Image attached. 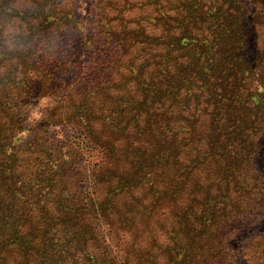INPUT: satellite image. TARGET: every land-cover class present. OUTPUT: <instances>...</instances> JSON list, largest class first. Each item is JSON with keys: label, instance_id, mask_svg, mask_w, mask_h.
Returning <instances> with one entry per match:
<instances>
[{"label": "trees", "instance_id": "1", "mask_svg": "<svg viewBox=\"0 0 264 264\" xmlns=\"http://www.w3.org/2000/svg\"><path fill=\"white\" fill-rule=\"evenodd\" d=\"M14 1L0 0V264L263 260L264 232L250 239L252 253L231 241L264 210V0H253V14L243 0H147L134 26L121 16L101 34L106 59L73 89L56 85L71 62L58 39L79 23L45 7L51 0L33 10ZM147 31L157 54L145 51ZM118 72L128 76L109 75ZM39 96L59 98L51 117L70 110L62 120L98 162L76 170L65 145L29 142L21 109Z\"/></svg>", "mask_w": 264, "mask_h": 264}, {"label": "rangeland", "instance_id": "2", "mask_svg": "<svg viewBox=\"0 0 264 264\" xmlns=\"http://www.w3.org/2000/svg\"><path fill=\"white\" fill-rule=\"evenodd\" d=\"M37 1L38 0H15L13 7L18 10H33L37 8ZM146 1L147 0H51L49 2V6L45 7H49L51 9L54 8L55 11H66L72 15L76 22L79 23L76 27L67 29L64 37L58 39L59 42L62 41V45H66L67 50L71 51L70 53L67 52L65 56V60H71V62L64 68L63 73H58L56 75L59 79V82L56 85H63L65 88L69 87V89H73L77 83H81L83 81V70L87 67V65L97 61V59L99 61H104L106 59L103 55L108 48L105 46L106 44H103L106 41L101 40V38H103L101 34L106 29L113 30V25H122L123 20L120 19L121 16L125 19L124 21L133 20L134 26L135 21H139V18L140 20L142 19V13L138 5H141ZM208 2V0H204L205 4ZM251 5H253V0H243V12L253 14L254 11H251ZM244 14L245 13H243V15ZM35 22L36 21L33 23ZM25 27V24L20 23L17 25V30L20 29V32L22 31L21 34H27L25 30L27 28ZM119 28L120 27L116 29ZM150 28H155V33L157 32L156 25L154 23ZM17 30L13 29L12 31L13 33H18ZM150 34L152 33L147 31V34L144 37L143 46L145 47V51H151V54H157L158 47L156 44L148 40V35ZM32 35H34V33ZM157 36L158 35L156 34L155 37ZM254 42L255 35L252 32L249 35L248 42L246 43L245 57L247 58V61H252L254 57V53L252 52L255 48ZM50 43V41L46 42L47 49H50L49 47L53 45V43ZM109 43L113 42L109 41ZM111 47L109 49L110 51L113 50V52L111 51V60L112 64H114L112 67L110 66L109 73L115 71L118 67L114 54L117 52L118 57V45L115 43L116 48L114 46ZM52 52L53 50L51 49V53ZM38 58H40V55ZM49 63L50 62H48V64ZM156 64L157 59H154L152 64L154 69ZM109 75L115 80L122 79L123 76H128L126 72H118V75L115 74L114 76L111 74ZM66 95L67 93H64V97L62 98L63 100L66 99ZM58 102L59 98L39 96L37 99L30 101V105L28 103L26 108L21 109L22 112H25L24 117L28 118L25 125L31 126L32 129H34L33 133L29 135L27 139H29V142L34 144L37 143L36 141L39 142L43 137H48L54 145H65L66 148L63 147L61 150L62 156L65 159H68V156L72 157L73 159H68V161L77 163L75 166L76 170L88 165V162H91L90 164L98 162L100 155L94 151L90 152L87 147H84L85 144H83L78 130L75 128L76 126L73 125L72 120H62L66 115H70L69 109L62 111L59 120L57 117H51L50 110L57 106ZM67 105L68 103H64L62 106L66 107ZM48 119L53 125H47ZM46 125L48 127L44 132L43 129ZM22 145H24L23 142L19 144L21 147ZM25 147L26 146H23V148ZM261 213L262 214H256L251 223V227L247 231H244L237 239L231 241L233 245H237V243L245 240L248 243L246 245V252L252 253V249L248 248L250 239H253L259 235V233L264 232V210ZM105 243L110 251L116 250V244L113 239L106 237ZM246 252L245 254L247 255ZM263 261L264 259L259 260V257L257 256L249 258L247 255L244 256L242 260H238L236 264H264Z\"/></svg>", "mask_w": 264, "mask_h": 264}]
</instances>
